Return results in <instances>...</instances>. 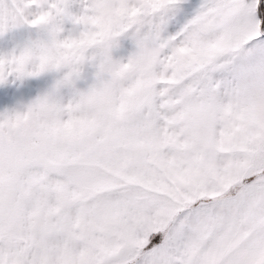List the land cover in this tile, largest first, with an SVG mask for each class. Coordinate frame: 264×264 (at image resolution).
<instances>
[{"label":"snow or ice","instance_id":"1","mask_svg":"<svg viewBox=\"0 0 264 264\" xmlns=\"http://www.w3.org/2000/svg\"><path fill=\"white\" fill-rule=\"evenodd\" d=\"M0 264H264V0H0Z\"/></svg>","mask_w":264,"mask_h":264}]
</instances>
